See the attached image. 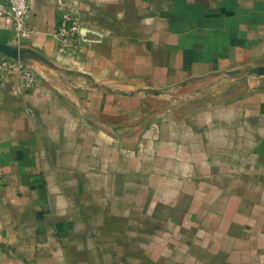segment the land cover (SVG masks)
<instances>
[{
    "label": "crops",
    "instance_id": "1",
    "mask_svg": "<svg viewBox=\"0 0 264 264\" xmlns=\"http://www.w3.org/2000/svg\"><path fill=\"white\" fill-rule=\"evenodd\" d=\"M0 18V264H264V0H28ZM79 19L74 56L62 16Z\"/></svg>",
    "mask_w": 264,
    "mask_h": 264
},
{
    "label": "built area",
    "instance_id": "2",
    "mask_svg": "<svg viewBox=\"0 0 264 264\" xmlns=\"http://www.w3.org/2000/svg\"><path fill=\"white\" fill-rule=\"evenodd\" d=\"M30 11L28 0H0V18L11 21L15 38L21 39L27 35L25 30L26 17ZM80 29L78 17L69 10L61 19L60 28L55 36L56 49L61 55H75L78 47L77 35ZM18 76L22 86L29 88L36 82V75L31 68L12 60L0 61V79L5 74Z\"/></svg>",
    "mask_w": 264,
    "mask_h": 264
},
{
    "label": "rangeland",
    "instance_id": "3",
    "mask_svg": "<svg viewBox=\"0 0 264 264\" xmlns=\"http://www.w3.org/2000/svg\"><path fill=\"white\" fill-rule=\"evenodd\" d=\"M12 34H13V32H12ZM56 35H57V34H56ZM56 35H55V36H56ZM12 37H13L15 40H17V41H20L21 39H24L26 36H25L24 38H21V39L15 38L14 35H12ZM63 56H65V55H63ZM67 56H69V55H67ZM72 56H74V55H72Z\"/></svg>",
    "mask_w": 264,
    "mask_h": 264
}]
</instances>
